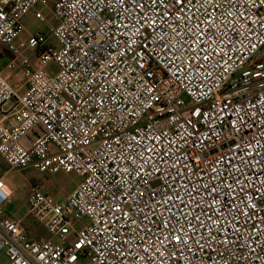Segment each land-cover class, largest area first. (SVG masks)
<instances>
[{
	"label": "built area",
	"instance_id": "1",
	"mask_svg": "<svg viewBox=\"0 0 264 264\" xmlns=\"http://www.w3.org/2000/svg\"><path fill=\"white\" fill-rule=\"evenodd\" d=\"M5 51L1 156L80 176L31 188L49 236L0 186L6 264H264V0H0Z\"/></svg>",
	"mask_w": 264,
	"mask_h": 264
},
{
	"label": "rangeland",
	"instance_id": "2",
	"mask_svg": "<svg viewBox=\"0 0 264 264\" xmlns=\"http://www.w3.org/2000/svg\"><path fill=\"white\" fill-rule=\"evenodd\" d=\"M52 3V2H51ZM31 9L24 21L26 24L25 30L21 33L17 40L18 51L34 59V52L26 46H22L21 41H26L31 33L38 29L49 31V27L55 24L52 15L51 5L45 9L46 21H40L36 18V10ZM48 68L56 69L55 63H50ZM187 99L186 95L183 96ZM80 181V176L75 172H40L33 168L24 170L10 169L0 154V186L9 193L7 205L12 206L13 216L21 219L22 224L28 228L35 236H49L46 229L37 224L34 219L28 214V196L31 188L38 182L43 183L45 191L52 197L57 199L64 198L76 184ZM79 222L78 225H81Z\"/></svg>",
	"mask_w": 264,
	"mask_h": 264
},
{
	"label": "crops",
	"instance_id": "3",
	"mask_svg": "<svg viewBox=\"0 0 264 264\" xmlns=\"http://www.w3.org/2000/svg\"><path fill=\"white\" fill-rule=\"evenodd\" d=\"M13 54L9 51H5L2 56L0 57V69L7 75L9 78V81L13 85H18L21 82V78L19 77L20 73L17 72L16 70H8L6 69L5 65L6 62L11 59ZM24 89V88H23ZM7 210L11 216H13V210L12 206L7 205ZM14 217V216H13ZM16 218V217H15ZM8 261L6 253L4 250H0V264H6Z\"/></svg>",
	"mask_w": 264,
	"mask_h": 264
},
{
	"label": "snow or ice",
	"instance_id": "4",
	"mask_svg": "<svg viewBox=\"0 0 264 264\" xmlns=\"http://www.w3.org/2000/svg\"><path fill=\"white\" fill-rule=\"evenodd\" d=\"M181 2H182V0H181ZM179 238L177 237V240H178Z\"/></svg>",
	"mask_w": 264,
	"mask_h": 264
}]
</instances>
